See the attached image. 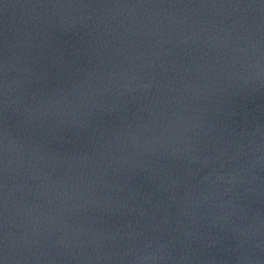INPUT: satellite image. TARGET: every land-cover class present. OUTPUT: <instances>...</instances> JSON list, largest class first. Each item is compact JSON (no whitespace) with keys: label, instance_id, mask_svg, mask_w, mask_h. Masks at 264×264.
Listing matches in <instances>:
<instances>
[{"label":"water","instance_id":"obj_1","mask_svg":"<svg viewBox=\"0 0 264 264\" xmlns=\"http://www.w3.org/2000/svg\"><path fill=\"white\" fill-rule=\"evenodd\" d=\"M0 264H264V0H0Z\"/></svg>","mask_w":264,"mask_h":264}]
</instances>
